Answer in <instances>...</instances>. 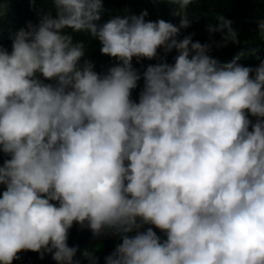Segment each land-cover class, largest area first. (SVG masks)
<instances>
[{
    "label": "clouds",
    "instance_id": "clouds-1",
    "mask_svg": "<svg viewBox=\"0 0 264 264\" xmlns=\"http://www.w3.org/2000/svg\"><path fill=\"white\" fill-rule=\"evenodd\" d=\"M11 2L0 0V264H264V59L211 54L241 44L235 21H207L201 42L185 33L204 0H147L178 24L147 9L104 20L105 0H28L37 22L10 36ZM250 22L264 37V18ZM79 35L114 63L87 57ZM74 229L115 239L110 254L80 249Z\"/></svg>",
    "mask_w": 264,
    "mask_h": 264
},
{
    "label": "trees",
    "instance_id": "trees-1",
    "mask_svg": "<svg viewBox=\"0 0 264 264\" xmlns=\"http://www.w3.org/2000/svg\"><path fill=\"white\" fill-rule=\"evenodd\" d=\"M104 8L106 10L103 15L104 20H107L110 14H120L125 9L136 14L147 9L150 13L148 19L157 20L163 18L166 21H171L176 24L179 23L178 18H173L169 14L168 6L163 4L154 6L152 3L147 2V0H105ZM190 10L196 11L197 14L203 18L186 30L185 34L195 33L194 40H199L201 42L209 40V35L205 31L207 21L215 22V18L219 14H224L227 18L235 21V27L240 31L241 44L229 45L227 48L214 50L211 53L214 57L223 62H229L243 50L245 56L242 58L241 63L246 66H256L261 59H264V37L256 31V25L250 22L252 19L264 18V0H260V2L257 3L253 2V0H204V2L199 5H192ZM28 21L37 22L36 12L33 11L28 0H12L7 18V26L11 27L10 36L20 28L25 27ZM78 37H82L85 41L87 46V57L97 63L105 61H109L112 64L114 63L110 58L100 53V44L98 41H92L90 37L86 38L83 35H79L76 38L78 39ZM213 38L215 40H220L221 37L219 34H215ZM161 54H163L162 51ZM175 55V51L169 54L167 57L168 62H173V57ZM148 63H154V61H144L145 65ZM135 66L138 68L140 67L138 64ZM69 239L80 249H84L96 243L103 244V251L100 249L97 253L99 257L102 256V259L104 256L110 254L108 250L115 240L110 238L93 241L86 232L79 229H74ZM100 247H102V245H97L96 250H99ZM31 253L33 255L39 254L35 252ZM46 257L49 261L56 263L51 255H47ZM30 258L34 257L31 256ZM19 261L20 260L14 261V264H19ZM34 262L35 261H33V263ZM51 262L49 263L53 264ZM83 263L87 264V261H83L82 264Z\"/></svg>",
    "mask_w": 264,
    "mask_h": 264
}]
</instances>
